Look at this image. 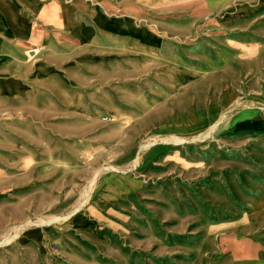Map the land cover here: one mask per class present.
Wrapping results in <instances>:
<instances>
[{"label": "rangeland", "instance_id": "obj_1", "mask_svg": "<svg viewBox=\"0 0 264 264\" xmlns=\"http://www.w3.org/2000/svg\"><path fill=\"white\" fill-rule=\"evenodd\" d=\"M126 1L0 102V264H205L264 177V0Z\"/></svg>", "mask_w": 264, "mask_h": 264}, {"label": "crops", "instance_id": "obj_2", "mask_svg": "<svg viewBox=\"0 0 264 264\" xmlns=\"http://www.w3.org/2000/svg\"><path fill=\"white\" fill-rule=\"evenodd\" d=\"M95 1L97 4L84 0L69 4L57 0H0L1 103L20 98L33 85L62 70L65 35L89 48L105 38L114 44L126 39L143 44L132 33L142 25L131 16L108 13L122 10L126 0ZM35 44L40 54L34 59L38 51ZM26 51L33 53L25 56ZM260 179L243 208L236 212L237 218L217 229L216 242L202 252L203 263L264 264V177Z\"/></svg>", "mask_w": 264, "mask_h": 264}]
</instances>
